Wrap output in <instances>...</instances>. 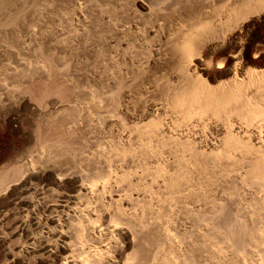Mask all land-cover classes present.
Wrapping results in <instances>:
<instances>
[{"label":"bare ground","instance_id":"6f19581e","mask_svg":"<svg viewBox=\"0 0 264 264\" xmlns=\"http://www.w3.org/2000/svg\"><path fill=\"white\" fill-rule=\"evenodd\" d=\"M73 1H77V0H73ZM94 1H97V0H94ZM114 1L112 2L115 3ZM125 1L126 0H124V2ZM129 2H131V4H128ZM50 3L53 4L55 2L52 3V0H0V35L7 34L8 32L13 33V29L17 26V25H14L15 20L19 19L18 18L19 14L22 13L24 10H26V9L23 10V8L27 7L28 13L32 17L35 18L37 13L39 14L42 13V11L40 10L39 11L41 13L37 11L36 9L37 4H40V6H42V10H43V7H45V10H46V7L50 8L48 7L50 6ZM62 3H66V2H62ZM56 4L55 5L53 4V5L56 6ZM68 4H67V7H68ZM108 4L111 5V2ZM118 4H120V1L118 2ZM69 5H72V4H69ZM81 6L83 7V5ZM79 7L80 6H78V8ZM92 7H94V5H92ZM104 9L106 8L104 7ZM88 10L86 9L84 12ZM59 11H62V10H59ZM75 11H79V10H75ZM82 11H83V8H82ZM24 12H25L24 14L26 15V11ZM63 12L64 11H62V13ZM88 12H86V14ZM105 12H102V13H104L105 15H108L110 13V12L109 13H105ZM50 13H49L50 15L54 16L55 15L54 13L56 12H53L52 10V12L50 11ZM94 13L92 14V16L94 15ZM70 14H71V11H70ZM90 14L88 13L89 16H91ZM14 15L16 16V18H14ZM82 15L84 14H81V16ZM254 15H258L259 16L258 18L261 21H263V24H264V0H141V1L138 0L137 2H135L134 0H131V1H127L126 5L122 6L120 10L118 8V11H113L112 14H109V16H111L112 18V19L109 18V20H113L114 21L113 23H115V25L110 26V24L108 23L109 20L105 22L106 24L103 21L105 25H107L108 23L106 28L102 27V29L106 30L105 32H107L106 36L105 34H103L105 32L101 30L99 26H97V28L99 27V29L101 30L98 33L100 38L99 37L97 38L103 40L101 42L103 43L105 47V49L103 48L104 50L102 49L101 53L102 54L105 52H106L105 54L108 53L110 55V58L112 55L119 57L120 59L119 61L122 62L123 66H124V62H126L125 60L129 61L130 58L132 60L135 59V61H138L139 62L138 65H139L141 63V60L145 58L144 56L145 54H147L148 48L150 49V48L156 47V50L152 52V54H154V56L156 57V58L153 57L155 59V60L153 59L154 62L156 61L153 64L155 65L156 63H158L160 65L158 68V72H157L158 73L157 75L159 76H156L152 79V74H151V76L148 75L150 78H147L149 85L152 88V90L148 89V91L149 92L151 91V93H153L152 94L153 100H151L150 98H148V100L150 99L151 101H153V103H151L152 104L151 108H154V110L156 109L158 111V110L166 109L169 107L172 113H173V110L176 114H179L178 112H181L182 115L184 114V119L186 117L187 120L192 119V117L194 118V115H195V118L197 117V119H199L198 118L199 115L202 116L204 114L205 116V114L207 115V113L209 115L210 114L215 115L214 117H216L217 120L220 118V120L224 122H227V121L230 122L229 120H231L232 117H235L241 120L246 125L244 128L246 129L247 127L249 128L250 126L252 127V125L255 122H258V121L260 122L264 119V62L258 63L257 61L254 60V59L257 60V58L259 57L258 55H260L261 53L260 54L256 53V55H253L254 57L252 58L249 57L248 52H250L251 50L250 48L253 47V45L255 44L254 43L255 40L253 41V39L250 38L249 34H248L249 36L247 35L244 36V35H241V32H240L242 31L241 29L242 27H240V25L242 24L240 23V21L244 20L247 22L248 21L247 19H249L251 16H254ZM58 16L61 17V15H58ZM69 16L71 17V15L66 14V17H69ZM98 16H95V17H98ZM62 18H64V16L61 17L60 20ZM82 18H84V16H82ZM67 19L68 18H66V21L69 20ZM22 20H20V23L18 24L23 25V23H21ZM55 20L57 21V19ZM83 20L84 21L87 20L86 17ZM88 20H91V19H88ZM8 21H9V24H8ZM64 21H62V23ZM70 21H69L70 24L65 22V25L66 24L71 25ZM81 21L79 23H81ZM99 21H100V18H99ZM59 23L58 25L60 24L62 25V23L60 24ZM82 24H83V21H82ZM82 24L80 25V27H82ZM86 25H84V27ZM63 26L61 29L66 28L65 26L64 27ZM89 26H92V25L90 24ZM244 26L243 28H245ZM49 27L52 28L51 25ZM49 27L47 29L50 30ZM57 27L58 26L56 25V28ZM60 27L61 26H59L57 30L58 29L60 30ZM261 27H263V25ZM247 28L249 29L250 27H247ZM57 30L56 32L58 33ZM77 30L79 31V28H77ZM75 31L73 34L71 32L66 31L67 34L68 33H71V34H69L68 36V35H65L66 33L64 32L65 33L64 35L69 38L70 37L75 38L73 37V35L78 32V31L77 32ZM102 31H103L102 34L105 37L103 35L102 36L100 35ZM54 32L55 31H53V34ZM59 32H61V30ZM82 32L84 34L85 31H83L82 29L81 35H82ZM97 32L98 31H96V33ZM246 32L249 33L250 31L248 32V30H246ZM92 33H94V31ZM29 35L30 33L28 34V36ZM31 35H32V32H31ZM50 35L52 34L50 33ZM64 35L61 36L62 38L59 36L61 38V41L64 38ZM46 37L44 39H46ZM59 37L57 38L60 39ZM29 38L31 39L32 37H29ZM50 38H52V36ZM95 38L96 37H94V39ZM77 39L79 40L80 37ZM53 40L55 41V39ZM53 40L51 39V45H52ZM71 40L69 41L64 40V42L65 43L69 42L68 44L69 46ZM73 40L71 42H73ZM81 40H82V36H81ZM59 41L57 44L60 46ZM79 41L78 42L76 41V42L78 44H81V45L83 44V46H85L86 41H83V43H80ZM95 41L96 40H94V42ZM56 42H53V43H56ZM48 43H50V41H48ZM91 43L92 42H90V44ZM97 43L98 42L96 41V44ZM90 44L88 46H90ZM47 45L50 46V44H46V46ZM55 45L56 44H54L53 46ZM83 46L82 48H80L81 51L83 50ZM99 46L97 48H99ZM61 47H58V48L59 49L66 48V47L63 48V46ZM260 47L263 48L262 46ZM48 49L51 50L52 48L51 49L48 48ZM86 49L88 50V48L85 47L84 50ZM254 49L255 48H253L252 50L253 52L255 51ZM258 49L260 51V48ZM258 49L256 50L258 51ZM67 50L71 51V48L68 47ZM68 51L64 50L63 52L62 51L61 52L62 53L66 52L67 54ZM48 52L46 53L49 54ZM72 53H76V51H72ZM88 54L91 57L90 52ZM201 54H203L201 57L203 58V60H200V62L196 63L197 62L196 60H199V56ZM216 54L220 55L219 59L217 58L218 55L216 58L215 56H213ZM61 55L64 56L63 54ZM93 55L95 56L96 54H93ZM109 55L107 56L108 60H109ZM58 56L59 55H57L56 58ZM62 56H59V59L60 57L62 59ZM68 56L70 55L68 54ZM99 56H102V55H99ZM212 56L217 60L215 62L218 64L214 62ZM103 59L105 60V58ZM63 60L66 62L68 61L67 59H62V61ZM76 60L78 61V58ZM86 60H89V59L87 58ZM55 61L59 62V60L57 61V59ZM135 61L134 62L131 61V63L134 64ZM218 61H221V63H219ZM101 62H102V59H101ZM101 62L99 61V63ZM110 62L111 61H109V63ZM118 62L113 60L112 63L109 65L110 67L108 68L109 70L108 73L110 74L108 75L111 78V83H109L106 86H103V85L99 86L100 84L99 83L97 86H94V87H89L85 85L79 86L78 84L77 87L78 86L79 87L78 88L76 87V89L74 90H70L73 87L71 88L69 87L70 89L67 90L68 94L64 92L65 94H67L65 97H62V95L59 94L62 98L61 101H60L61 98L59 97L60 99L58 98L59 99L58 101L51 100L49 101V103L47 102L48 108H46V110L45 108L41 109L45 111H39V110H35L34 108H30L29 103L31 102L29 101L27 102V98L17 96V93H19L20 87H21L19 84L18 85L20 87L14 84L15 82L11 83L12 81L8 84H5V83L2 84L0 82V114L2 115V120L4 121V123L7 125L11 123H15L16 120L13 119V117H16V113H18L20 110L22 111L24 109H30V111L32 110L34 114L38 115L39 117V120L37 121L38 124H41L42 127L47 129L45 132L39 135V141H38L39 143L37 142L39 145V148H37L35 152H32L29 149L23 150L20 153V155L17 156V159L14 160L15 165L12 166V168L10 167L12 169L11 172H8L9 170L8 171L6 170L7 171V172L5 171L6 173L0 174V186L6 183L11 184V187H10L11 189L8 192L7 198L5 197L3 199L2 197V200H0L1 201L0 202V226L5 225V224L8 225L7 226L9 230L8 235L10 234L11 236V240L8 242L10 243V245L12 244L15 245V251H16L15 258H12V259L7 258L8 253L6 252L2 253V256L6 258V261H7L6 264H69L67 263L68 259H71L70 264H264V228H263L264 227V198L260 196V195H263L261 191L264 190V176H263L264 175V162H261V161H264V159L262 160L260 156V159L255 160V162L252 160L253 165L250 168L252 169V173L256 176V180H254L255 177L251 176V178L254 181L252 180L250 181L248 179V182H240V183L245 184L246 187L247 185L248 186L250 185V187L252 186L253 188H255L258 194L259 192L261 193L259 195L261 198L256 197L257 195H251L248 192L246 193L245 190L243 191V193L242 192L239 193L238 192L239 190L233 191V190H237L238 188L241 190L243 184H240V183L238 184V182L237 184L236 183L233 184L232 182H230L231 184L225 183L223 185L224 186L223 192H225V188H227L226 190H228L229 188L232 187L231 189L233 190L231 189L230 190L233 192L230 194V190L228 191L229 192L228 195L230 194V197L228 195L226 196L225 194H223V192L221 193L223 195L217 197V195L219 194H217L216 192L213 193L214 191L211 192L212 190L209 191V193L211 192L210 196L209 195L207 196L206 194H203V193L201 194L202 196H200L198 194H194L191 192L187 193V198L186 196H183L180 193H179L180 195H177L176 193L181 192V188H182L180 187L178 189V186H180L179 184L180 182L178 180L179 172L177 171L178 175L176 174L175 179L173 178L172 180L171 177L168 178L169 176H171V173H170L171 171L169 172V174L166 173L169 170L167 171L166 168L164 169L163 168L164 165L163 166L161 165V169L163 168L165 170L164 172L169 175L168 177H165L166 180L168 179V183L166 181H165L166 183L163 182L165 179H163V181H160V183L161 182L163 183V186L165 188V189L163 188V190H165L164 192H166V189H168V187H169V191L172 189H178L180 191L175 192L177 196L169 195L170 197L166 198L164 197L165 194L162 195L163 191H160L162 190L160 189L162 184L160 185L159 183V185L157 186L160 189L159 191L162 192V194L160 195L162 198L154 197L155 194L151 193L153 191L151 188H153L154 186L156 187L155 179L159 178L156 176L160 175L159 174L160 171L161 173H164L163 169L161 170L158 167L159 165L158 162L160 161V160L158 161V159H160L161 157H159L158 159H156V157L161 156V154H163L164 152L163 151H162L163 153L160 152L161 154L157 152L159 153V155H157L154 152L155 151L154 149L156 147L154 148L153 146H156L155 144L160 143L154 139L160 138L161 135L165 137V132L167 130L165 131V127H163V125L165 124L162 125V122H161L162 121L161 119L162 118L165 119V117H162L164 115H161L160 123H159V120L154 119V117L151 119L149 118L150 121H147L148 118L145 119V121H147L148 123L145 122V124H143L141 122L143 124L142 128L144 130L143 132L144 136L142 135L141 127H134L135 125H132V124L130 125V122H131L130 120L133 121L135 116L138 117L136 118L138 120L139 118H143L147 115L148 111L142 108L144 104L143 106H139V104L137 103L138 101L136 102L135 100L133 101L132 95L136 93L137 90L139 93L140 85L144 87L145 85H148V84L142 85L143 81H147L143 79L144 77L140 79L138 78L139 80L142 79L140 82H137L138 80L135 81L136 77H134V81L132 83L131 81L133 79L132 80L130 79L129 81L130 83L127 82L126 79L128 76H132L134 71L138 72V70L141 67L144 68L145 66L143 67L139 65L140 67L139 68L137 64H135L137 66L135 65L133 66L132 64L129 65L128 63V66L126 65L125 67H122L121 63H118ZM149 62L152 63L151 61ZM80 63L82 64V62ZM94 63L95 61L93 62V64ZM145 63L147 65L148 62L146 61ZM145 63L142 65H145ZM118 65L121 66L122 68L119 67ZM61 66L63 67L64 64ZM76 66L77 64L74 67L75 71H77ZM92 66L93 65H91V67ZM99 66H102V65H98V67ZM103 66L105 67V65ZM129 66H132V67H129ZM56 67H59V66H56ZM62 67H59V68L63 69L65 66L63 68ZM107 67L105 69L106 73H107ZM59 68H58V71L60 70ZM68 68L66 66V69ZM74 68L72 69L74 70ZM96 68H97V65H96ZM142 68L140 69L141 71H142ZM81 69L83 70V72L85 71L84 67ZM102 70L100 69L101 73H102ZM33 71H31L32 74H33ZM70 71L72 70L70 69ZM93 71H94V68H93ZM136 72L135 74L137 75ZM25 73H27L28 75V71ZM22 74L24 73L22 72ZM62 74H65V73H62ZM66 74L64 76H66ZM145 74L147 76L148 73H145ZM18 76H20V79H22L21 78L22 76L25 77L24 75H21V73L18 74ZM70 76L72 75H69L68 77ZM11 77L13 79V76ZM97 77L95 78L97 79ZM103 79H106V78H103ZM17 80L19 79L17 78ZM62 81H64V79ZM97 81H100V80H97ZM72 82H75V80ZM89 82L91 83L90 80ZM215 82L216 84H212ZM75 83H77V81ZM73 84L74 83H72V86ZM82 84H85V83L83 82ZM69 85L71 86V84ZM59 87H58V90H61L59 89ZM39 88H40V92L42 93L41 91L42 88L41 87ZM45 88L47 87H44L43 89L44 91H45ZM146 88H149V87H146ZM144 90L142 91L144 92ZM53 92L54 94L56 93L57 95V92H55L54 87L53 89L52 88L50 89L49 93L51 94ZM59 92L62 93L63 91H59ZM54 94L50 96H53ZM138 95H141V94H138ZM138 95H136L135 98ZM40 96L42 98V95ZM43 96L49 97L48 92H46ZM138 98H140V96H138ZM142 98L144 99V97ZM136 100L138 99L136 98ZM144 101L146 100H143V103ZM11 108H14L15 110H10ZM7 109L9 110L6 111ZM169 109L166 111L168 112ZM170 111H169V114L171 113ZM90 114H93L95 116L96 123L98 122L101 124V125H98L97 123L98 125L97 127L103 126V129H104V126H105L107 128V134L108 132H110L108 136L116 132V131L114 132L113 129H118L117 130L118 132H121L122 134L126 132L125 134L128 135V140L126 139V143L127 141H129V137L132 136L133 138L136 139V140L134 139L135 141L138 140V142H134V144L136 143L135 144L136 147L139 146L140 148L142 147L144 148L141 150L138 148L140 150V152L138 153L139 150L138 149L136 150L135 148H133L135 147V145L132 142H131L132 145L130 144V142L127 144L122 142V141H125L124 138H123L124 140H122L121 138V136H123L124 134L122 135L120 133L121 136H117V137L121 138V140L119 138V140L122 142L121 147H118V146L115 147L116 145L115 143L113 144L114 149L112 148V146L110 148L109 147L110 145L109 146L106 145V147L103 149H105L106 151V148H110L112 151L108 152L110 151L108 149L107 150L108 153L99 152L98 155L100 156H98L99 158L97 157V159L96 158L91 159L93 158L92 157L93 155L90 156L88 154L91 158H89L86 155H83V152H84L83 150L85 146L94 145L90 143L91 137L89 136H92V135L90 134V131L88 130L89 123L91 122L90 124H92V120H93L92 119L93 117H91ZM106 116H109L112 119L111 120L112 122H110L109 124H106L107 122ZM149 116L147 115L146 117H149ZM168 117H170V115ZM159 118H160V113H159ZM176 119L178 118L176 117ZM176 119L175 121L177 122ZM239 120H236V121H239ZM172 121L171 123L173 124ZM241 121H239L238 123H240ZM133 122H135V120ZM166 122L167 121H165V123ZM176 122H175V125H176ZM189 122L190 121H188L187 123ZM141 123L138 124V126L141 125ZM230 124L226 123L225 128L227 127V125L230 126ZM244 124L242 125L243 127H244ZM81 125L87 128L88 130L87 133L90 134V135L89 134L87 135H89L88 137L90 138V140L88 139V137L85 138L84 136H82L83 133L80 136L81 133L79 134L77 130H78V127H82ZM178 125H176L177 126V128L175 127L176 129H178ZM192 125H194V123ZM171 126L174 129V124ZM42 127H41V131H42ZM97 127L96 128L93 127V129H91V132H93L94 135L100 133V131L98 130H101V128L97 130ZM166 128L169 129L170 127L168 126ZM230 128H232V125ZM81 129L83 128H80L79 130ZM173 129L172 130L169 129V131H171V134H172ZM229 129H227V133H231L229 135H232V132H228ZM97 131L99 133H97ZM247 132H245V134ZM227 133L225 131L226 136L225 138L223 136L224 139L220 138V141L223 140L221 142L223 143L224 146L222 145V143L220 145L225 147V151L223 150L224 153H221L222 154L221 157H226L227 159H229L228 158L229 152L231 150L233 151L238 148H239V151L240 149L242 150L241 147L243 146L242 145L243 143H241L240 141L243 137L247 135H244V136L242 135L243 137L239 141L236 138L237 135L235 136L236 133L233 135L234 137L228 136ZM101 135L102 134H100V136ZM112 135L110 138H112ZM133 135L134 136L136 135L137 138L136 136L134 137ZM79 136L82 137V139L85 138L89 140V145L83 144L85 145L83 149H81V147L80 148L76 147V145L80 143L81 141ZM124 137L127 138V136L125 135ZM31 138L33 137L29 135L27 137V142L31 141ZM101 138L103 137L101 136ZM105 138H108V137H105ZM116 138H113V140ZM173 138H176V137L174 136ZM85 139L84 141H86ZM163 139L164 138H162V142L164 141ZM165 139L170 140V137L167 135ZM246 139H249V138H246ZM117 140L118 139H116L115 142ZM154 141H157V142L155 143ZM187 141H189L188 143H190V140L187 139ZM81 142L83 143V141ZM106 142L108 143V139ZM119 142L117 143L119 144ZM239 142L241 143L242 146L240 145ZM102 143H104V140ZM109 143L111 144V142ZM163 143L162 145H164ZM176 143L174 141V147L176 145H177L176 147H178V142ZM179 143H181V141ZM184 143L182 142V144ZM188 143H186L187 146H188ZM245 143L246 142L244 141V145H246ZM122 144H123V147H122ZM125 145H128V146L126 147ZM172 145L173 144H171L170 146ZM239 145L241 147H239ZM252 145H253V142H252ZM252 145L250 146L248 145V147H250L251 150H253L251 147ZM167 146L169 147V144ZM96 147L97 146H95V149L97 150L98 148H100V147H97V148ZM157 147L160 149L161 146L159 147L158 145ZM165 147L166 145L164 146V149ZM174 147L172 146L173 150L174 149L178 150L177 148H174ZM221 147L220 149L222 150L223 147L222 148ZM248 147H244V148H247L248 150ZM161 148L163 150V147ZM170 148H168L169 151H170ZM182 148H181V151H182L181 154L184 155L186 151H184L185 152L184 153L183 152L184 148L183 149ZM87 149H89V147ZM262 149L263 148H260V150ZM89 150L87 152H89ZM134 150L135 152L137 151V154L142 155V157L140 156L141 158H144L141 161V159H139L140 157H138L139 155L137 156L138 157L137 160L141 162V165L143 163H146L143 161H146V160L148 161L149 157L151 160L155 159L154 162L156 163L155 165L157 167H155L156 171L154 173L150 171L151 170L150 168H149L150 170L149 169L146 170V166L147 165L149 166L150 162L148 164H143L144 170H146L147 172H143V169H142V173L146 175L147 173H150L147 176H149L148 177L149 179L150 177H152V180L151 179L149 180L151 181V183L148 181V188H147V185H145L146 187H142L141 183L144 181L142 180L141 177L136 176L137 171L135 170L137 169L138 166L139 167L141 166L139 162L137 163V165H135L136 169L135 167H133L135 170L131 168V172H130L128 170L130 168L127 169V167L134 166L135 162H137L136 161L137 157L135 158L136 154H134L135 153ZM189 150L192 152L194 148L188 147L186 154H188ZM174 151H172L171 154L175 153ZM245 151H244V154H247V151L246 153ZM91 152L93 151L91 150ZM193 153H194L193 156L195 155V153L199 156V152L193 151ZM214 153H215V150H214ZM108 154L110 156H108ZM176 154L177 152L175 153V155ZM218 154L220 153H217V155ZM255 154H258V151L256 153V150H255ZM164 155H162V157ZM167 155H170V153L168 152L164 157L166 158ZM173 155L174 154H172L171 156L173 157ZM217 155L214 154V157ZM251 155L253 157V154ZM94 156H97V155H94ZM207 156L208 158L211 157V155L209 156V154ZM250 156L248 158L249 160L251 159ZM164 157L161 158V161L162 159H165ZM182 157L183 156L181 155V158ZM204 157L206 158V153ZM181 158H178V159L183 160ZM125 159L129 160L130 162L128 163L127 161V163H121V164L123 165L126 164L127 167H125L124 165L126 170H128L130 173L135 172L136 173L135 175L134 173L133 175L130 174L128 171L125 172V170L122 171L124 168H122L121 170L117 168L116 164L118 162H124ZM174 159L172 160L174 161ZM199 159H200V156H199ZM214 159L217 160L218 158L215 157ZM165 160H167V158ZM172 160H169V161H172ZM188 161H191V160L188 158ZM188 161L185 162L184 160L186 164L189 163ZM229 161L231 162V159L228 160V162ZM166 162L167 161H164L165 164ZM175 162H176V159H175ZM194 162L195 161H193L192 163L195 164ZM250 162L251 161H249V164ZM180 163L182 162L180 161ZM211 163H213V161ZM222 163L223 162L221 161V164H220L221 166L223 165ZM236 163L237 162H235V164ZM38 164H41V165L43 164V165L42 167L38 168L36 167L38 166ZM160 164H163V163L161 162ZM177 164L175 163V166ZM227 164H230V163H226L225 165ZM244 164L247 165V163H244ZM171 165L173 166V163H171ZM200 165L202 164L200 163ZM214 165L212 168L217 169L215 168L216 165L215 166ZM169 166L170 164L168 165V167ZM172 166H170L171 169H172ZM183 166L184 165H182V167ZM203 166H206V165H202V167ZM243 166L244 165H242L241 167L243 168ZM189 167L190 166L188 165L187 168ZM202 167H198V168L201 170ZM187 168H184V169L187 170ZM205 168L206 167H204L203 170ZM212 168L210 167L209 169L213 171ZM140 171H141V168H140ZM184 171H182V173ZM227 171H223V174L224 172L226 173ZM246 171L247 173H249L248 172L249 170H244V173ZM229 172H230L229 176H231L233 171L229 170ZM212 173H213L212 175L214 176L215 172H212ZM235 173L233 174L236 176ZM247 173L245 174L246 176H247ZM174 174L175 172L173 173V176ZM190 174L191 172H189V174L187 173V176ZM199 174L201 175V173ZM239 174L236 176L237 181L238 179H240L238 178ZM249 174L247 177H245V175H242V176L240 175L241 180H244V178L246 180V178L250 176ZM200 175H197V176H200ZM207 175H209V173ZM147 176H144V178H146ZM185 176L182 175V180L180 181H184V182L187 181L186 184H189L188 180H185V178L183 180V177ZM220 176H223V175L221 174ZM202 177H203V174H202ZM224 177L226 178L227 176L225 175ZM160 178H162V175ZM160 178L159 180H161ZM226 179H228V177ZM184 182L183 183L181 182V183L184 185L185 184ZM144 183H146V180ZM144 183L142 185H144ZM164 183L168 184V187L165 186ZM211 184L212 182L210 183V185ZM186 187L189 188L188 186ZM150 189L152 191L150 192L151 194L148 196L147 193H149ZM255 189H252V191ZM182 191H184V189ZM1 192L2 191H0V193ZM184 192H186V190ZM222 197H225V198H222ZM186 200H187V204H186ZM172 202H176L177 205L178 204L181 205L178 213H180V217L182 216V219L180 218L175 219L177 217V213H176L177 210L176 212L173 211L176 209V207L174 205L172 209ZM168 206H170L171 208ZM174 220H177V223L179 224L172 225V221ZM183 222L185 224L187 223V225H184ZM2 243L7 244V241H2ZM84 246L87 247L88 249L87 252L83 249ZM10 248H13V247L10 246ZM6 249H9V247ZM82 254L84 256H82Z\"/></svg>","mask_w":264,"mask_h":264},{"label":"rangeland","instance_id":"374dc122","mask_svg":"<svg viewBox=\"0 0 264 264\" xmlns=\"http://www.w3.org/2000/svg\"><path fill=\"white\" fill-rule=\"evenodd\" d=\"M68 1V2H67ZM84 1V2H83ZM77 0V1H73V0H70V2H69V0H62V1H60V0H52V3L53 2H55V3H53L54 5L56 4V6H54L53 4H51L50 3V6H48V7H50V8H47L46 7V10L47 9H49V10H45V7H43V10H42V6H40V4H37V7H36V9H37V11L38 12H40V11H42V13L41 14H39V13H37V15H36V17L38 18H34V17H32L29 13H28V9H27V7L26 8H23V10L24 9H26V10H24V11H26V15L24 14L25 12L23 11L22 13H20L19 14V19L20 20H22L25 16V18L23 19L24 20V22H23V20L21 21V23H23V25L21 24H18V23H20V20L19 19H17V20H15V24L14 25H17L14 29H13V33H10V32H8L7 34H3V35H0V82L3 84V83H5V84H8V83H10L11 81V83H13V82H15L14 84H16V85H18L19 87H20V91H19V93H17V96H20V97H25V98H27V102L29 101V102H31V103H29V106H30V108H34L35 110H39V111H45L46 110V108H48V103H49V101H51V100H59L60 98H61V96L60 95H62V97H65L67 94H68V92H67V90L68 89H70L71 87H73V88H71L70 90H74V89H76V87H77V85L79 84V86L80 85H82V86H89V87H94V86H97L99 83V86H106V85H108L109 83H111V78H110V76L108 75V74H110V73H108V68L110 67L109 65L112 63V61L114 60V61H116V62H118L120 59H119V57H117V56H111V58H110V55H109V60H108V55L107 54H105V53H101L102 52V49L104 48L105 49V47H104V45H103V43L101 42V41H103L102 39H99L100 37H99V31H101V30H103L102 29V27L104 28H106V26L108 25V23L110 24V26L112 25H115V23H113L114 21L113 20H109V18L110 19H112L111 18V16H109V14H112L113 13V11H118V8H119V10L122 8V6H124V5H126V3H127V1H131V0H126L125 2H124V0H119L120 1V4H122V2H123V4L122 5H120V4H118V0L116 1H114V0H97V1H89V0ZM89 1V2H88ZM100 3H99V2ZM112 1H114L115 3H113ZM135 2H137L136 0H134ZM141 1V0H140ZM62 2H66V3H62ZM72 2V3H71ZM78 2V3H77ZM81 2H83V3H81ZM88 2V3H87ZM95 2V3H94ZM107 4H106V3ZM111 2V5L110 4H108V3H110ZM117 2V3H116ZM60 3V4H59ZM72 4V5H69V4ZM85 3H87V4H85ZM91 3V4H90ZM99 4V6H98V4ZM103 3V4H102ZM63 4V5H62ZM67 4H68V7H67ZM75 4V5H74ZM89 4V5H88ZM96 4V5H95ZM102 4V5H101ZM128 4H131V2H129ZM52 5V6H51ZM60 5V6H59ZM80 6L79 8H78V6ZM81 5H83V7L81 6ZM92 5H94V7H92ZM101 5V6H100ZM116 6V7H114V6ZM120 5V6H119ZM54 6V7H53ZM73 6H74V8H73ZM77 6V7H76ZM87 6V7H86ZM108 6V7H107ZM28 7H30V6H28ZM52 7V8H51ZM59 7V8H58ZM67 7V8H66ZM89 7V8H88ZM104 7L106 8V9H104ZM114 9H112V8ZM56 8V9H55ZM76 8H78V9H76ZM82 8H83V11H82ZM84 8H85V10L87 9H89L88 11H86V12H88L91 16H89L88 15V13L86 14V12H84L85 10H84ZM99 8V9H98ZM108 8V9H107ZM62 10V11H64L63 13H62V11H59V10ZM65 9V10H64ZM69 11H68V10ZM73 11H72V10ZM91 9V10H90ZM93 9H94V11H95V13H97V14H95L94 13V11H93ZM116 9V10H115ZM29 10H30V8H29ZM40 10V11H39ZM44 10H45V12H44ZM52 10H53V12H56V13H54L55 15L53 16V15H50L51 13H50V11L52 12ZM55 10V11H54ZM75 10H79V11H75ZM97 10V11H96ZM100 10V11H99ZM106 12H105V11ZM113 10V11H112ZM49 11V12H48ZM70 11H71V14H70ZM99 11V12H98ZM44 12V13H43ZM75 12H77V13H75ZM82 12V13H81ZM102 12H105V13H109L108 15H105L104 13H102ZM28 13V14H27ZM47 13H48V15H47ZM50 13V14H49ZM60 13H62V14H60ZM73 13V14H72ZM94 13V15L92 16V14ZM39 14V15H38ZM43 14V15H42ZM53 14V13H52ZM61 15V17H63L64 16V18H62L61 20H60V18L61 17H59L58 15ZM66 14L67 15H71V17L69 16V17H66ZM78 14V15H77ZM81 14H84V15H82V16H84V18H82V16H81ZM104 14V15H103ZM75 15V16H74ZM100 17H99V16ZM23 16V17H22ZM39 16V17H38ZM76 16H77V18H76ZM95 16H98L99 18H100V21H99V18L98 17H95ZM102 16V17H101ZM21 17V18H20ZM48 18L47 20H48V22H50V23H48L47 22V20L46 19H44V18ZM50 17V18H49ZM56 17H58V18H56ZM77 19H75V18ZM81 17V18H80ZM85 17H86V19L87 20H83V19H85ZM89 17V18H88ZM91 17V18H90ZM93 17H95V18H93ZM257 17V18H256ZM259 16L258 15H254V16H251L249 19H247L248 21L246 22V21H244V20H242L243 21V23H242V21H240V23L242 24V25H240V27H242L241 29H242V31H240L241 32V35H247V36H249L250 35V38H252L253 39V41H254V45H253V47H251L250 49V52H248V55H249V57H254L253 55H256V53L257 54H260V55H258L259 57L257 58V60L256 59H254L255 61H257L258 63H262V62H264V24H263V21H261L259 18H258ZM14 18H16V16L14 15ZM27 18V19H26ZM32 18H34V19H32ZM54 18V19H53ZM66 18H68L67 20L68 21H66ZM103 20H102V19ZM108 18V19H107ZM252 18V19H251ZM254 18V19H253ZM32 21H31V20ZM52 19H53V21H55V22H53L52 21ZM55 19H57V21L55 20ZM81 19H82V21H83V24H82V21H81ZM88 19H91V20H88ZM95 21H94V20ZM106 19V20H105ZM58 20H60V21H58ZM65 20V21H64ZM71 20V21H70ZM76 21V23H75V21ZM111 21V22H109V21ZM254 20V21H253ZM256 20V21H255ZM260 20V21H259ZM16 21H17V23H16ZM62 21H64L63 23H62ZM69 21L71 22V25H69L70 23H69ZM81 21V23H79ZM87 21V22H86ZM91 22V23H89V22ZM92 21H93V23H92ZM103 21H104V23L105 22H107L108 21V23H107V25H105L104 23H103ZM54 24H53V23ZM60 22V23H62V25L60 24V25H58V23ZM65 22L66 23H69V24H66L65 25ZM72 22H73V24H72ZM87 24H85V23ZM95 22V23H94ZM260 22V23H259ZM12 23V22H11ZM47 23V24H46ZM89 23V24H88ZM96 23H98V24H96ZM101 23V24H100ZM250 25H249V24ZM8 24H9V21H8ZM53 24V25H52ZM63 24H64V26L66 27L65 29L63 28V29H61L62 28V26H63ZM79 24V25H78ZM82 24V27H80V25ZM92 25V26H89V25ZM95 24V25H94ZM100 24V25H99ZM252 24V25H251ZM255 24V25H254ZM47 25V26H46ZM52 26V28H50L49 26ZM56 25L58 26L57 28H59V26H61L60 27V30H61V32H59L60 30L58 29L57 30V28H56ZM77 25V26H76ZM84 25H86L85 27H84ZM245 25V26H244ZM248 25V26H247ZM258 25V26H257ZM263 25V27H261ZM12 26V25H11ZM46 26V27H45ZM63 26V27H64ZM68 26V27H67ZM71 26V27H70ZM79 26V27H78ZM97 26H99L100 27V29H99V27L97 28ZM243 26L245 27V28H243ZM254 26V27H253ZM257 28H256V27ZM13 27V26H12ZM29 27V28H28ZM50 28V30L49 29H47V28ZM53 27H55V28H53ZM70 27V28H69ZM75 27V28H74ZM116 27V26H115ZM247 27H250L249 29L247 28ZM23 28V29H22ZM67 28H68V30H67ZM71 28H72V30H71ZM77 28H79V31L77 30ZM97 28V29H96ZM263 30H262V29ZM30 29V30H29ZM46 30V32H45V30ZM54 29H56L57 31H58V33L56 32V30H54ZM75 29H76V31H75ZM80 29H81V31H82V29H83V31H85L84 32V34H85V36H84V34H83V32H82V35H81V31H80ZM85 29V30H84ZM99 29V30H98ZM240 29V30H241ZM44 30V31H43ZM49 30V31H48ZM70 30V31H69ZM86 30H88L89 31V33H88V31H86ZM98 31L97 33H96V31ZM246 30H248V32L249 33H247L246 32ZM29 31H31L32 32V35H31V32H29ZM37 31V32H36ZM40 31V32H39ZM49 33H48V32ZM52 31V32H51ZM53 31H55L54 32V34H53ZM71 32L72 34L74 33V31L75 32H77V33H75L74 35H76V36H74L73 35V37H77V38H79L80 37V39L79 40H81V36H82V40L81 41H79L77 38H76V40H75V38H71L72 40H73V42H75V43H73V42H71L72 40L69 38V37H67V36H65V35H68L69 36V34H71V33H68L67 34V32ZM94 31V33H92V32ZM104 32L106 31V30H103ZM103 31L100 33V35L102 36L103 34H105V36L107 35L106 33L107 32H105V33H103ZM44 32H45V34H44ZM63 32V33H62ZM66 34H65V33ZM10 33V34H9ZM30 33V35L28 36V34ZM50 33L52 34V35H50ZM57 35H56V34ZM60 33V34H59ZM92 33V34H91ZM96 33V34H95ZM103 33V34H102ZM243 33V34H242ZM36 34V35H35ZM62 34V35H61ZM65 34V35H64ZM87 34V35H86ZM98 34V35H97ZM249 34V35H248ZM48 36V37H46V36ZM49 35H50V37L52 36V38H50L49 37ZM55 35V36H54ZM63 36L64 35V38L62 39V41H61V36ZM95 35V36H94ZM97 35V36H96ZM256 35V36H255ZM21 36V37H20ZM46 37V39H44L45 37ZM54 36V37H53ZM61 38H60V37ZM79 36V37H78ZM89 36V37H88ZM104 36V35H103ZM104 36V37H105ZM243 36V37H244ZM255 36V37H254ZM29 37H32L31 39L29 38ZM57 37H59L60 39H58ZM85 37V38H84ZM87 37V38H86ZM94 37H96L95 39H94ZM97 37H99V38H97ZM262 37V38H261ZM11 38V39H10ZM57 38V39H56ZM67 38H69V39H67ZM89 38H91V39H89ZM16 39V40H15ZM39 39V40H38ZM48 39H50V40H48ZM51 39L53 40V39H55V41L53 40L52 41V45H51ZM15 40V41H14ZM59 41V44H60V46L57 44L58 43V41ZM64 40L65 41H69V40H71L70 41V45L68 46V44H69V42H64ZM89 40V41H88ZM91 40H93V41H91ZM94 40H96L98 43L96 44V41L94 42ZM47 41V42H46ZM48 41H50V43H48ZM57 41V42H56ZM79 41L80 43H83V41H86L84 44H85V46H83V44L81 45V44H78L77 42ZM88 41V42H87ZM257 41V42H256ZM53 42H56V43H53ZM60 42H62V43H60ZM90 42H92L91 44H90ZM99 42H101V43H99ZM30 43V44H29ZM66 45H65V44ZM72 43V44H71ZM33 44V45H32ZM46 44H50V46H46ZM54 44H56L55 46H53ZM62 44H64V45H62ZM74 44V45H73ZM78 44V45H77ZM90 44V46L91 45H93L94 46V48H93V46H88ZM259 44V45H258ZM88 47H87V46ZM99 45H101V46H99ZM3 46V47H2ZM61 46H63V48L64 47H66V48H64V49H59L58 47H61ZM69 48H71V51L69 50H67V48L68 47ZM78 46V47H77ZM82 46H83V50H84V48L86 47V48H88V50L86 51V50H84V52H83V50L81 51V49L80 48H82ZM99 46V48H97ZM255 46V47H254ZM260 46H262L263 48H261ZM55 47V48H54ZM90 47V48H89ZM48 48H52L51 50H49ZM54 48V49H53ZM62 48V47H61ZM72 48H73V50H72ZM76 50H75V49ZM93 50H92V49ZM99 49V50H97V49ZM253 48H255L254 50V52L252 51L253 50ZM258 48H260V51H259V49ZM45 49V50H44ZM49 50V52H48V50ZM59 49V50H58ZM103 49V50H104ZM256 49H258V51H259V53H258V51L256 50ZM262 49V50H261ZM56 50V51H55ZM59 52H58V51ZM68 51L67 52V54H66V52H64V53H62L63 51ZM101 50V51H100ZM156 50V47H153V48H148V52H147V54H145V58H143L142 60H141V63L142 64H144L146 61L148 62L147 63V65H148V67H147V65H146V63H145V65H142L141 63L139 64L140 66H145L144 68H142V71L140 70L141 68L139 67V65H138V61H135V59H129V61L131 60V61H135V63L133 64V63H131V61H130V63H129V61L128 60H125L126 62H124V66L122 65V62L121 61H119L118 63H121V66L122 67H125L126 65L128 66V63H129V65H135V64H137L138 65V67L140 68H138L139 70H140V72H139V70H138V72H136V71H134V73H133V75L132 76H128L127 77V82H129L130 81V79L132 80L131 81V83L134 81V77H136L135 78V81L136 80H138L137 82H140L141 80H139L140 78H143V79H145V80H147V78H150L149 76H151V74H152V79L154 78V77H156V76H159V75H157L158 73V68H159V64L158 63H156L155 65H157V66H155L153 63H155L154 62V58H156L155 56H154V54H152V52L153 51H155ZM42 51V52H41ZM62 51V52H61ZM72 51H76V53L78 52V51H80V52H78L77 54L76 53H72ZM86 51V52H85ZM92 51H94V52H92ZM99 52V54H98V52ZM146 51H147V49H146ZM145 51V52H146ZM46 52H48L49 54H47ZM50 52H51V54H50ZM71 54H70V53ZM83 52V53H82ZM90 52V54H91V57H90V55L88 54ZM97 52V53H96ZM155 53V52H154ZM61 54H63L64 56H62ZM68 54L70 55V56H72V57H70V56H68ZM74 54V55H73ZM79 54V55H78ZM82 56H84V57H82ZM84 54H86V55H84ZM88 54V55H87ZM93 54H96L95 56L93 55ZM151 54V55H150ZM46 55H48L49 56V58H50V56H51V58L49 59L48 58V56H46ZM55 55V56H54ZM57 55H59V56H62V59H67L68 61L66 62V61H64V63H63V61H62V59H61V57H60V59H59V56L56 58V56ZM99 55H102V56H99ZM202 55L203 54H201L200 56H199V60H196L195 62L196 63H198V62H200V60H203V58H201L202 57ZM217 55H218V57H217ZM67 56V57H66ZM73 56H75V57H73ZM85 56H86V58H85ZM90 58H89V57ZM106 56V57H105ZM213 56H215V58L217 57L218 59H219V57H220V55L219 54H216V55H213ZM212 56V57H213ZM65 57V58H64ZM81 57V58H80ZM99 58V59H97V58ZM101 57V58H100ZM147 57V58H146ZM154 57V58H153ZM53 58H54V60H53ZM72 58V59H71ZM78 58V61L76 60ZM84 58V59H83ZM89 59V60H86V59ZM92 58H94V59H92ZM103 58H105V60L103 59ZM117 58V59H116ZM148 58H149V60H148ZM214 57H213V60H214V62L215 61H217L216 59H215ZM221 58H222V56H221ZM57 59V61L59 60V62H56L55 60ZM81 59V60H80ZM94 62L95 61V63L94 64H96L97 65V68H96V65H94L93 64V62L91 61V60ZM101 59H102V62H103V64H102V62H101ZM112 59V60H111ZM151 59V60H150ZM154 59V60H153ZM53 60V61H52ZM80 60V61H79ZM98 60V61H97ZM108 60V61H107ZM144 60V61H143ZM60 61H62V62H60ZM90 61V62H89ZM97 61V62H96ZM99 61L101 62V63H99ZM105 61H107V62H105ZM109 61H111L110 63H109ZM128 61V62H127ZM149 61H151L152 63H150ZM48 62V63H47ZM80 62H82V64L80 63ZM137 62V63H136ZM219 63H221V61H218ZM62 63V64H61ZM68 64V65H70V66H68V65H66V64ZM84 63V64H83ZM97 63H99V64H97ZM107 63H109V64H107ZM195 63V64H196ZM216 63V62H215ZM64 64V68L61 66V65H63ZM77 64V66H76V70L77 71H79V72H77V71H75V65ZM93 65L92 67H91V65ZM149 64H150V66H149ZM216 64H218V63H216ZM20 65V66H19ZM72 65H74V66H72ZM80 65V66H79ZM82 65H83V67L85 68L84 70V72H83V70L81 69V68H83L82 67ZM88 65H90V66H88ZM98 65H105V67L103 68L102 66H99L98 67ZM107 65H108V67H107ZM137 65H135V66H137ZM19 66V67H18ZM56 66H59V67H62L63 69H61V68H59V67H56ZM66 66H67V68L69 67L72 71H70V69L68 68V69H66ZM80 68H79V67ZM95 66V67H94ZM119 66V65H118ZM121 66H119V67H121ZM45 67V68H44ZM103 68V70H102V68ZM106 67H107V73L105 72L106 70ZM121 67V68H122ZM129 67H132V66H129ZM58 68L61 70V72L62 73H67L66 74V76H64L65 74H62L61 72H60V70L58 71ZM72 68H74V70L72 69ZM77 68H79V69H77ZM92 68V69H91ZM93 68H94V71H93ZM146 68V69H145ZM151 70H150V69ZM20 69V70H19ZM21 69H23L25 72H27L28 71V75H27V73H25L23 70H21ZM81 69V70H80ZM93 71H91V70ZM97 70V72H96V70ZM100 69L102 70V73H103V75H102V73H101V71H100ZM33 70H35V71H33ZM65 70H66V72H65ZM149 70V71H148ZM152 70H153V72H152ZM31 71H33V74H32V72L30 73ZM70 71V72H69ZM90 71H91V73H90ZM156 71V72H155ZM17 72V73H16ZM21 73V75H24L25 77H21L22 79H20V76H18V74H20ZM22 72L24 73V74H22ZM60 72V73H59ZM73 72V73H72ZM82 72V73H81ZM96 72V73H95ZM135 72L137 73V75L135 74ZM143 72V73H142ZM150 72V73H149ZM155 72V73H154ZM39 73V74H38ZM70 73V74H69ZM76 73H78V74H76ZM94 73V74H93ZM105 73H106V75H107V77H106V75H105ZM145 73H148L147 74V76H146V74ZM47 74V75H46ZM50 74V75H49ZM60 76H59V75ZM92 74V75H91ZM100 74V75H99ZM16 75V76H15ZM31 75V76H30ZM61 75H63V76H61ZM69 75H72V76H70V77H68ZM95 75H97V76H95ZM102 75V76H101ZM136 75V76H135ZM149 75V76H148ZM11 76H13V79H12V77ZM15 76V77H14ZM18 76V77H17ZM74 76V77H73ZM76 76V77H75ZM93 76H94V78H93ZM101 76V77H100ZM140 76H142V77H140ZM29 77V78H28ZM91 77V78H90ZM95 77H97V79L95 78ZM131 77V78H130ZM146 77V78H145ZM17 78L19 79V80H17ZM67 78V79H66ZM77 78V79H76ZM98 78H100V79H98ZM103 78H106V79H103ZM108 78V79H107ZM109 78H110V80H109ZM139 78V79H138ZM64 79V81H62ZM72 79V80H71ZM83 79V80H82ZM17 80V81H16ZM75 80V82L77 81V83H75V82H72V81H74ZM78 80H79V82H78ZM89 80L91 81V83L89 82ZM97 80H100V81H97ZM103 82H102V81ZM60 81V82H59ZM106 81V82H105ZM109 81V82H108ZM85 83V84H82V83ZM88 82V83H87ZM96 83V85H95V83ZM98 82V83H97ZM146 82V83H145ZM34 83V84H33ZM51 83V84H50ZM68 83V84H67ZM72 83H74L73 84V86H72ZM87 83V84H86ZM103 83V84H102ZM130 83V82H129ZM69 84H71V86L69 85ZM145 84H148V85H145ZM212 84H216V82L215 83H212ZM69 85V86H68ZM142 85H145L146 87H149V88H146L145 86L143 87V86H141L140 85V89H139V93H138V90H137V94L136 93H134L133 95H132V97H133V101L135 100V102L136 101H138L137 103L139 104V106H143V104H144V106L142 107V108H144V109H146L148 112H147V115L149 116V114H150V116L149 117H143V118H139L138 120L136 119V118H138L137 116H135L134 117V119H133V121L135 120V122H133L132 120H130L131 122H130V125L132 124V125H135L134 127H141L142 128V125L143 124H145V122H147V121H150L149 120V118L151 119V118H153L154 117V119H158L159 120V123H160V121L162 122V125L163 124H165V125H167V126H165V125H163V127H165V137L168 135L169 137H170V140H168V139H165V137H163L162 135L160 136V138H158V139H154V140H157L158 142H162V138H164L163 140V144L164 145H162V143L160 144V143H157L158 145H159V147L161 146V147H163V150H162V148L160 147V149L157 147L158 145L157 144H155L157 141H154L153 143L156 145V146H153L155 149V153L157 154V155H159V153L161 152V153H163V154H161V156H157L156 157V159H158L159 157H161V158H163L168 152L170 153V155H167L166 156V158H167V160H165V159H162V161H161V158L160 159H158V163H159V165H158V167L161 169V165L163 166H167L168 167V165L170 164V166H172L171 165V163H173V166H172V169H171V167L169 166L168 168L165 166H163V168L165 169H167V171L168 172H166V173H168L169 174V172L171 173V176H169L168 174H166L164 171V169H163V172L164 173H161V171H160V175L159 176H156V177H161V175H162V178H160L161 180H159V178H156L155 179V182L156 183H158V184H156L155 183V185H156V189L158 190V192H160V191H163V194H162V192H160V193H158L157 192V190L153 187V188H151L150 190H149V193H147V195L149 196L151 193H153V194H155L154 195V197H158V198H162L160 195L162 194V195H164V197H166V198H168V197H170V196H177V195H180V194H182L183 196H186V198H187V193H194V194H198V195H200V196H202L201 194L203 193V194H206L207 196L209 195L210 196V193L211 192H213V193H217V194H219V195H217V197H219V196H221V195H223V194H225L226 196L228 195V191L232 188H229L228 190H226L227 188H225V192H223V185L225 184V183H230V182H232L233 184L234 183H236L237 184V182H238V184L240 183V182H248V179L251 181H254V180H256V176L252 173V169L250 168V167H252V165H253V162H252V160L255 162V160H258V159H260V156H261V158H262V160L264 159V119L262 120V121H258V122H255L253 125H252V127L250 126V128L249 127H247L246 129H244L245 128V124L241 121V120H239V119H237V118H235V117H232L231 118V120H229L230 122H231V124H230V122H224V121H221L220 120V118L219 117H217V118H219L218 120L216 119V117H214L215 115H209L208 113H207V115L205 114V116H204V114L201 116V115H199V119H197V117L195 118V115H194V118L192 117V119H189V120H187L186 119V117H185V119H184V114L182 115V113L181 112H178L179 114H176L175 112H174V110H173V113L170 111V109H169V107L168 108H166V109H161V110H154V108H151V106H152V104L151 103H153V101H151V100H153V93H151V91L149 92L148 91V89L149 90H152V88L150 87V85H149V82H148V80L147 81H143V83H142ZM52 86V87H51ZM59 86H61V87H59ZM65 86V87H64ZM78 86V87H79ZM24 87V88H23ZM33 87V88H32ZM39 87H41L42 89H41V91H42V93L40 92V88ZM44 87H47V88H45V91L43 90L44 89ZM49 87V88H48ZM53 87H54V90H55V92H57V95H56V93L54 94V92L53 93H49V91H50V89L52 88L53 89ZM56 87V88H55ZM58 87H59V89H61V90H58ZM67 87V88H66ZM70 87V88H69ZM77 87V88H78ZM141 87H142V89H141ZM26 88V89H25ZM144 88H145V90H147V91H145L144 90ZM151 88V89H150ZM39 89V90H38ZM63 89V90H62ZM69 90V91H70ZM142 90H144V92L142 91ZM59 91H63L62 93L61 92H59ZM46 92H48V94H49V97H46V96H43L44 94ZM64 92H66L67 94H65ZM141 92V93H140ZM142 92H143V94H142ZM64 93V94H63ZM151 93V94H150ZM52 94H54L53 96H50V95H52ZM60 94V95H59ZM138 94H141V95H143V96H141V95H138ZM32 95V96H31ZM40 95H42V98H41V96ZM136 95H138V96H140V98H138V96L136 97L138 100H136V98H135V96ZM145 95V96H144ZM148 97H147V96ZM149 95H150V97H149ZM152 96V97H151ZM60 97V98H59ZM142 97H144V99L142 98ZM145 97H147V98H145ZM46 98V99H45ZM52 98H54V99H52ZM59 98V99H58ZM135 98V99H134ZM148 98H150L149 100H148ZM41 99H43V100H41ZM45 99V100H44ZM140 99H141V101H140ZM41 100V101H40ZM48 100V101H47ZM62 100V98L60 99V101ZM143 100H146V101H144V103H143ZM140 101V102H139ZM148 101H150V102H148ZM48 102V103H47ZM148 102V103H147ZM46 103H47V105H46ZM147 103V104H146ZM31 104V105H30ZM33 104V105H32ZM142 104V105H141ZM130 105H131V103H130ZM37 106V107H36ZM46 106V107H45ZM131 107H132V105H131ZM146 107V108H145ZM149 107H150V109H149ZM8 108H10V107H8ZM37 108H39V109H37ZM45 108V110H41V109H44ZM165 108V107H164ZM153 109V110H152ZM169 109V111L171 112L170 114H169V111L167 112L166 110H168ZM9 109H7L6 111H8ZM10 110H15L14 108H11ZM29 110V111H28ZM150 110V111H149ZM164 110V111H163ZM172 110V109H171ZM156 111V112H155ZM163 111V112H162ZM167 113H166V112ZM176 111H178V110H176ZM158 112V113H157ZM154 113V114H153ZM159 113H160V118H159ZM162 113H164V114H162ZM169 116L170 115V117H168L166 114ZM34 112H32V110L30 111V109H24V110H20L18 113H16V117H13V119H15L16 120V122L15 123H11V124H9V125H7V124H5L4 123V121L2 120V115L0 114V174L1 173H6L8 170V172H11V168H12V166H14L15 165V162H14V160H16L17 159V156L18 155H20V153L23 151V150H26V149H29L30 151H32V152H35L36 151V149L37 148H39V145H38V141H39V135L41 134V133H43V132H45L47 129L46 128H44V127H42L41 126V124H38V120H39V117H38V115H36V114H34L35 115V117H34ZM173 115V117H172V115ZM182 115V117H181V115ZM196 114V113H195ZM91 115V117H93L92 119V124H90L89 123V131H90V134L92 135V136H89L90 134L89 133H87L88 132V130H87V128H85V127H83L82 125V127H78V132H79V134H80V136L82 135V133H83V135L82 136H84L85 138L86 137H91V140H90V138L88 137V139L90 140V143L91 144H94L95 146H97V147H100V148H98V150L97 149H95V146L94 145H89V140L88 139H85L84 137V139L86 140V141H84V139H82V137H80L79 136V138L81 139V141H83V143L80 141V143H78L77 145H76V147H81V149H83V147L85 146V145H89V146H85L84 147V152H83V155H86V156H88L89 158H91L90 156H92L93 158H91V159H97V157L98 156H100V155H98L99 154V152H104V153H108V152H111L112 150L110 149L111 148V146H112V148L114 149V146H113V144L115 143L116 145H115V147L116 146H118V147H121V143L123 142V143H126V139L128 140V135H126L125 133H123L125 136H127V138L126 137H124V135L121 133V132H118L117 130L118 129H113V131L116 133H112L111 135H112V138H110L111 137V135L110 136H108L109 134H110V132H108V134H107V128L104 126V129H103V126L101 127H97L98 125H101L100 123H98V125H97V123H96V118H95V116L93 115V114H90ZM93 115V116H92ZM139 115V114H138ZM152 115H154V116H152ZM158 115V116H157ZM161 115H164V116H162V117H165V119H161ZM176 115V116H175ZM179 115V116H178ZM152 116V117H151ZM166 116H167V118H169V119H167L166 118ZM186 116V115H185ZM196 116H198V115H196ZM204 116V117H203ZM37 117V118H36ZM156 117V118H155ZM173 119H172V118ZM176 117L179 119H176ZM202 119H201V118ZM36 118V119H35ZM148 118V120L147 121H145V119H147ZM182 118V119H181ZM234 118V119H233ZM107 119H109V120H107ZM142 119V120H141ZM161 119V120H160ZM175 119L177 120V122L175 121ZM197 119V120H196ZM201 119V120H200ZM204 119V120H203ZM112 119L109 117V116H106V124H109L110 122H112L111 121ZM144 120V121H143ZM172 120H174V121H172L173 122V124H174V129H173V127L171 126V125H173L172 123H171V121ZM203 120V121H202ZM220 120V121H219ZM223 120V119H222ZM236 120H239V121H241L240 123H238L239 121H236ZM260 120V119H259ZM95 121V122H94ZM136 121H138V122H136ZM164 121V122H163ZM165 121H167L166 123H165ZM168 121H169V123H168ZM188 121H190L189 123H187ZM134 124H133V123ZM143 124H142V123ZM175 122H176V125H178V129H180V130H178V129H176L177 128V126L175 125ZM223 122H224V124H223ZM232 122H234V123H232ZM39 123H40V121H39ZM141 123V125H139L138 126V124H140ZM148 123V122H147ZM191 123V124H190ZM194 123V125H192ZM196 123V124H195ZM198 123V124H197ZM230 124V126L229 125H227V127L225 128V124ZM205 124V125H204ZM223 124V125H222ZM241 124V125H240ZM244 124V127L242 126ZM260 124V125H259ZM137 125V126H136ZM187 125H188V127H187ZM231 125H232V128H230L231 127ZM42 127V131H41V127ZM94 128H96L97 127V130L98 129H100L101 128V130H103V131H101V130H98V131H100V133L97 131V133H99V134H93V132H91V129H93V127ZM96 126V127H95ZM170 127L169 129L170 130H172L173 129V131H172V134H171V131H169V129H167L166 127ZM179 126H180V128H179ZM191 126V127H190ZM192 126H194V127H192ZM259 126H261V127H259ZM88 127V126H87ZM91 127V128H90ZM131 127H133V126H131ZM176 127V128H175ZM196 127V128H195ZM204 127V128H203ZM223 127H224V129H223ZM231 129V131H230V129ZM257 127H259V128H257ZM43 128H44V130H43ZM80 128H83V129H81V130H79ZM172 128V129H171ZM193 128V129H192ZM187 129H188V131H187ZM205 129V130H204ZM226 129V130H225ZM227 129H229L228 130V132H232V135H229V134H231V133H227ZM232 129H233V131H232ZM241 129V130H240ZM87 130V131H86ZM145 130H146V128H145ZM178 130V131H177ZM235 130V131H234ZM84 131V132H83ZM141 131H142V135H143V132H144V130H143V128L141 129ZM140 131V132H141ZM175 131V132H174ZM177 131V132H176ZM180 131V132H179ZM225 131H226V133H227V135L228 136H232V137H234L233 135L235 134V136H236V138L240 141V139L244 136V135H250V136H245L246 138H249V139H246L245 137H243L242 139H241V143H243L242 145H241V143H240V145L242 146H240L239 145V147H241L242 148V150L240 149V151H239V148L238 149H236V150H231L230 152H229V159H227L226 157H221L222 156V154L221 153H224V151H225V147H223L224 145H223V143L221 142V141H223V140H221L220 141V138H223V136H224V138H225ZM248 131V132H247ZM104 132V133H103ZM169 134H168V133ZM173 132H174V134H173ZM224 132V133H223ZM234 132V133H233ZM238 132V133H237ZM245 132H247L246 134H245ZM123 135V136H121V134ZM78 134V135H79ZM87 134H89V135H87ZM100 134H102L101 136L103 137V138H101V136H100ZM103 134H105V135H103ZM29 135H31V137H33V138H31V141H28L27 142V137L29 136ZM86 135V136H85ZM99 137H98V136ZM116 135V136H115ZM170 135H172V136H170ZM243 135V136H242ZM25 136V137H24ZM117 136H121V138H122V140H124L125 139V141H120L121 140V138L120 137H117ZM134 136V135H133ZM136 136V135H135ZM134 136V137H135ZM144 136V135H143ZM176 137V138H173V137ZM183 136V137H182ZM189 136V137H188ZM99 139H98V138ZM105 137H108V138H105ZM117 137V138H116ZM159 137V136H158ZM172 137V138H171ZM38 138V139H37ZM92 138H93V140H92ZM95 138H96V140H95ZM105 138V139H104ZM113 138H116V139H118L119 140V138H120V142L117 140L116 142H115V140L116 139H114L113 140ZM124 138V139H123ZM136 138H137V136H136ZM181 138V139H180ZM223 138V139H224ZM37 139V140H36ZM99 140V142H98V140ZM107 139H108V143L106 142L107 141ZM113 141H112V140ZM135 138H133L132 136L131 137H129V141H127V143H129L130 142V144H131V142L134 144V142H138V140L137 141H135L134 140ZM176 139H177V141H176ZM180 139V140H179ZM183 139V140H182ZM187 139L188 140H190V143L191 144H193L194 145V147H193V145H191L190 143H188L189 141H187ZM246 139V140H245ZM95 140V141H94ZM103 140H104V143H102L103 142ZM109 140H111V141H109ZM132 140H134V141H132ZM220 142H219V141ZM246 142L245 144L247 145H252V142H253V145L251 146L252 147V149L253 150H251L250 149V147H248V145L246 146V145H244V141ZM93 143H92V142ZM174 141H175V143L176 142H178V147H174ZM181 141V143H179ZM186 141V142H185ZM243 141V142H242ZM247 141H248V143H247ZM38 142V143H37ZM84 142H86V143H84ZM96 142V143H95ZM109 142H111V144L109 143ZM113 142V143H112ZM117 142H119V144H120V146H119V144L117 143ZM171 142V143H170ZM182 142L184 143V144H182ZM126 143V144H127ZM186 143H188V146H187V144ZM222 143V145H220ZM250 143V144H249ZM80 144V145H79ZM83 144H85V145H83ZM136 144V143H135ZM134 144V145H135ZM169 144V147L167 146ZM171 144H173L172 146L174 147V148H177L178 150H176V149H174L173 150V148H172V146H170ZM177 144V143H176ZM181 146H180V145ZM189 144H190V146H189ZM257 146H256V145ZM37 145H38V147H37ZM106 145H110L109 147L110 148H106V151H105V149H103V148H105L106 147ZM132 145V144H131ZM166 145V147H165V149H164V146ZM184 145V146H183ZM219 145H220V147L222 148V150L220 149V147H219ZM91 146V147H90ZM94 146V147H93ZM126 147L128 146V145H125ZM182 146H183V148H182ZM26 147V148H25ZM28 147V148H27ZM89 147V149H87ZM93 147V148H92ZM96 147V148H97ZM122 147H123V144H122ZM142 147V146H141ZM171 147V148H170ZM194 148V150L193 151H196V152H199V156H200V159H199V156L195 153V155L193 156V151L191 152L190 150L188 151V154H186L187 153V148ZM196 147V148H195ZM244 147H248V150H249V152H248V150H247V148H244ZM255 147H256V149H255ZM34 148V149H33ZM133 148H135L136 150L139 148L140 150L141 149H143L144 147H142V148H140L139 146H137L136 147V145H135V147H133ZM132 148V149H133ZM146 148V147H145ZM167 148V149H166ZM168 148H170V151H169V149ZM181 148L183 149V152L184 151H186V153L183 155V154H181L182 153V151H181ZM186 148V149H185ZM217 148H218V150L220 151H223V152H219L218 150H217ZM260 148H263L262 150H260ZM94 149V150H93ZM110 150V151H108L107 152V150ZM138 149V150H139ZM195 149H197V150H195ZM245 149H246V151H247V154H244V151H245ZM256 150V153H257V151H258V154H255V150ZM86 150V151H85ZM89 150V152H87ZM91 150L94 152H91ZM140 150L138 151V153L140 152ZM166 150H168V151H166ZM174 151L175 153L177 152V154L175 155V153H172V154H174L173 155V157L171 156L172 154H171V152L172 151ZM211 150V151H210ZM214 150H215V153H214ZM251 150V151H250ZM96 151H98V152H96ZM163 151V152H162ZM217 151V152H216ZM239 151V152H238ZM243 151V152H242ZM246 151H245V153H246ZM260 151V152H259ZM85 152H87V153H85ZM134 152H135V150H134ZM157 152H159V153H157ZM165 152H166V154H165ZM191 152V153H190ZM235 152V153H234ZM241 152V153H240ZM252 152H254V153H252ZM179 153H180V155H179ZM205 153H206V158L204 157L205 156ZM213 153V154H212ZM217 153H220V154H218L217 155ZM90 156H89V155ZM134 154H136L135 155V158L138 156V157H142V155H140V154H137V151L134 153ZM165 154V155H164ZM190 154H191V156H190ZM202 154V155H201ZM204 154V155H203ZM209 154V156L211 155V157L210 158H208V155ZM214 154L215 155H217V156H219V157H217V156H215L216 158H218L217 160H215L214 158ZM239 154V155H238ZM251 154H253V157H252V155ZM94 155H97V156H94ZM162 155H164L163 157H162ZM181 155L183 156L182 158H181ZM189 157H188V156ZM237 155V156H236ZM241 155H243V156H241ZM251 155V156H250ZM108 156H110L109 154H108ZM131 156V155H130ZM133 156V155H132ZM170 156V157H169ZM214 158H213V157ZM249 156H250V160L248 159L249 158ZM258 156V157H257ZM138 157L136 158V161L137 162H135V164H134V166H131V167H127L126 166V164H124L125 165V167H127V169L128 168H130V169H128L130 172H131V168L133 169V170H135L136 169V167H135V165H137V163L139 162V160H137L138 159ZM139 158V159H141V161L144 159V158ZM172 157V158H171ZM185 157V158H184ZM197 157V158H196ZM237 157V158H236ZM242 159H241V158ZM99 158V157H98ZM169 158V159H168ZM176 159V162H175V159ZM178 158H181V159H183V160H180V159H178ZM188 158L193 162V161H195L194 163L196 164H193L191 161H188ZM196 158V159H195ZM202 158V159H201ZM208 158V159H207ZM233 158V159H232ZM245 158V159H244ZM246 158H247V160H246ZM253 158V159H252ZM172 159H174V161L172 160ZM178 159V160H177ZM213 159V160H212ZM225 159H227V160H225ZM231 159V162L229 161L228 162V160H230ZM146 160V159H145ZM167 161L166 162V164L164 163V161ZM169 160H172V161H169ZM184 160H185V162H189V163H185L184 162ZM202 162H201V161ZM207 160H209V161H207ZM224 160V161H223ZM247 161V162H245V161ZM251 161L250 162V164H249V161ZM127 161H128V163L130 162L129 160H127V159H125V161L124 162H118L117 164H116V166H117V168L119 169V170H121L122 168H124L122 171H124L125 170V172H127L128 170H126V168L124 167V165L123 164H121V163H127ZM155 159H150V157H149V160L147 161H143V162H146V163H143V164H148L149 162V166L147 165L146 166V170L147 169H149L151 172H155L156 171V168L155 167H157L155 164ZM180 161L182 162V163H180ZM213 161V163H211ZM221 161L223 162L222 164V166L220 165L221 164ZM239 161V162H238ZM163 163V164H160V163ZM177 164V162H178V168L175 166V163ZM205 162V163H204ZM218 162H220V163H218ZM225 162V163H224ZM235 162H237L236 164H235ZM242 162V163H241ZM261 162H264V161H261ZM121 165H120V164ZM157 163V164H158ZM200 163L202 164V165H206V166H203L202 167V165H200ZM211 163V164H210ZM214 163H215V165H216V167L215 168H217V169H214V168H212L213 167V165H214ZM226 163H230V164H227V165H225ZM244 163H247V165L246 164H244ZM120 166H119V165ZM139 164L141 165V162H139ZM138 164V165H139ZM143 164L139 167H137V169L140 171V168H141V171L139 172L137 169L135 170V171H137L136 173L138 174H136L135 172H133L134 173V175L136 174V176L137 177H141L142 178V180L145 182V180H146V183H144V182H142L141 183V186L142 187H146L145 185H147V188H148V181L151 179L152 180V177H150V179L148 178L149 176H147V175H149L150 173H147V175L146 174H144V173H142V169H143V172H147L146 170H144V167H143ZM209 166H208V165ZM213 164V165H212ZM238 164H240L241 166L242 165H244L243 166V168L240 166V165H238ZM251 165V166H249V165ZM43 165V164H42ZM42 165L41 164H38V166H36V167H38V168H40V167H42ZM80 165V164H79ZM123 165V166H122ZM182 165H184L183 167L184 168H187L188 167V165L190 166L189 168H187V170H185L183 167H182ZM185 165H187V166H185ZM214 165V166H215ZM81 166V165H80ZM122 166V167H121ZM180 166V167H179ZM208 166V167H207ZM231 166H232V168H231ZM11 167V168H10ZM133 167H135V169L133 168ZM143 167V168H142ZM148 167V168H147ZM177 168V169H175V168ZM182 167V168H181ZM195 167V168H194ZM198 167H202V169L200 170ZM204 167H206L204 170H203V168ZM212 168L213 169V171H211V169H209V168ZM181 168V169H180ZM161 169V170H162ZM171 169V170H170ZM182 169H184V170H182ZM188 169H189V171H188ZM209 169V170H208ZM7 170V171H6ZM148 170V171H149ZM206 170V171H205ZM219 172V170H220V172L218 173L217 171ZM221 170H223V171H227L226 173L224 172V174L228 177V179H226L224 176V174H223V171H221ZM229 170L230 171H233V173H235V171H236V176L239 174V177L238 178H240V179H238V181H237V177L232 173L231 174V176H229V174H230V172H229ZM235 170V171H234ZM244 170H249L248 172L250 173H247V171L244 173ZM2 171V172H1ZM6 171V172H5ZM128 171V172H129ZM179 172V175L177 174L178 172ZM182 171H184L183 173H182ZM199 171V172H198ZM201 171V172H200ZM205 171V172H204ZM208 171H210V172H208ZM129 172V173H130ZM175 172V174H174V176H173V173ZM189 172H191V174L190 175H188L187 176V173L189 174ZM209 173V175H207L208 173ZM212 172H215L214 173V176L212 175L213 173ZM222 172V173H221ZM242 172H243V174H242ZM122 173V172H121ZM124 173V172H123ZM133 173H130V174H132L133 175ZM199 173H201V175L199 174ZM210 173H211V175H210ZM247 173V176H248V174L250 175L248 178H246V180H245V178H244V180H241V176L242 175H245ZM143 174V175H142ZM165 174V175H164ZM176 174L179 176V184H180V186H178V189L180 188V187H182L181 188V192H183V193H181V192H177V191H180V190H178V189H172V190H170L169 191V187H168V184H165L166 182L168 183V179L166 180V178L165 177H168V178H172V180H173V178L175 179V176H176ZM180 174H182V175H186L185 177H183V180H184V178H185V180H188V182H189V184H186L187 183V181H180V180H182V175H180ZM202 174H203V177H202ZM223 175V176H220V175ZM120 175V174H119ZM141 175V176H140ZM197 175H200V176H197ZM241 175V176H240ZM144 176H147L146 178H148V179H146V178H144ZM164 176V177H163ZM181 176V177H180ZM205 176H206V178H205ZM212 176V177H211ZM246 175H245V177H247ZM251 176L252 177H255L254 178V180L251 178ZM264 176V175H263ZM186 177H188V178H186ZM230 177V178H229ZM232 177V178H231ZM244 177V176H243ZM191 178V179H190ZM203 178V179H202ZM225 178V179H224ZM251 178V179H250ZM134 179V178H133ZM163 179H165L164 181H163ZM205 179V180H204ZM222 179V180H221ZM230 179V180H229ZM243 179V178H242ZM159 180V181H158ZM209 180V181H208ZM228 180V181H227ZM232 180V181H231ZM241 180V181H240ZM160 181H163V182H165L164 184H165V186H167L168 187V189H166V192H164L165 190H163V188H164V186H163V183L161 182L160 183ZM190 181H192V182H190ZM234 181V182H233ZM150 183H151V181H149ZM184 182L185 184V186L182 184V183ZM210 182H212V184L210 185V183L208 184V183ZM144 183V185H142ZM159 183H160V185H161V187H160V189H162V190H160L159 188H158V186L157 185H159ZM192 183V184H191ZM207 185H206V184ZM192 186H191V185ZM231 184V183H230ZM240 184H243V183H240ZM10 185V186H9ZM194 185V186H193ZM196 185V186H195ZM204 185V186H203ZM209 185V186H208ZM245 187H244V186ZM242 185V188H241V190L238 188H236L237 190H233V189H231V190H233V191H238L239 193H243V191L245 190L246 191V193L248 192L249 194H251V195H257L256 197H258V198H264V190L263 191H261V193H263V195H260L261 193L259 192V194L257 193V191H256V189L255 188H253L252 186L250 187V185L248 186L247 185V187H246V185L245 184H243ZM186 186H188L189 188H187ZM11 187V184H9V183H6V184H3V185H1L0 186V191H2L1 193H0V200H2V197H3V199L6 197L7 198V196H8V192H9V190L11 189L10 188ZM166 187V188H167ZM212 187V188H211ZM243 187H244V189H243ZM7 188H8V190H7ZM187 188V189H186ZM165 189V188H164ZM184 189V191L186 190V192H184V191H182ZM208 189V190H207ZM251 189V190H250ZM252 189H255V190H253L252 191ZM155 190V191H154ZM160 190V191H159ZM168 190V191H167ZM206 190V191H205ZM212 190V191H211ZM230 190V194L233 192V191H231ZM152 191V192H151ZM174 191V192H173ZM209 191H211L210 193H209ZM151 192V193H150ZM168 192V193H167ZM169 192H171V193H169ZM175 192H177L176 194H175ZM200 192V193H199ZM223 192V194H221ZM174 193V194H173ZM180 193V194H179ZM208 193V194H207ZM235 193V192H234ZM245 193V192H244ZM6 194V195H5ZM168 194V195H167ZM230 194L228 195L229 197H230ZM170 195V196H169ZM212 195V194H211ZM261 197H260V196ZM163 197V198H164ZM222 198H225V197H222ZM1 202V201H0ZM186 204H187V200H186ZM174 205H175V207H176V209L175 210H173L174 212H176V210H177V217L175 218V219H177V218H180V219H182V216L180 217V213H178V211L180 210V207H181V205H177L176 204V202H172V209H173V207H174ZM179 206V207H178ZM166 207H167V205H166ZM168 207H170V206H168ZM171 208V207H170ZM174 217V216H173ZM174 219V218H173ZM181 221V220H180ZM180 221H178V222H180ZM176 222V223H175ZM176 224H179V223H177V220H174V221H172V225H176ZM183 224L184 225H187V223L185 224L184 222H183ZM182 224V225H183ZM7 226L8 225H2V226H0V264H6L7 263V261H6V258L5 257H3L2 256V253L3 252H6V253H8V256H7V258H9V259H12V258H15V245L14 244H12V245H10V243L8 242V241H10L11 240V236H10V234L8 235V232H9V230H8V228H7ZM264 228V227H263ZM10 236V237H9ZM3 238H4V240H3ZM2 241H7V244H4V243H2ZM9 243V244H8ZM12 243V242H11ZM5 245V246H4ZM10 246L11 247H13V248H10ZM9 247V249H6V248H8ZM82 248V247H81ZM2 249H4V250H2ZM83 249L87 252L88 251V249H87V247L86 246H84L83 247ZM6 250V251H5ZM8 251V252H7ZM82 256H84L83 254H82ZM6 261V262H5ZM74 261V260H73ZM67 263H71V259H68L67 260Z\"/></svg>","mask_w":264,"mask_h":264}]
</instances>
